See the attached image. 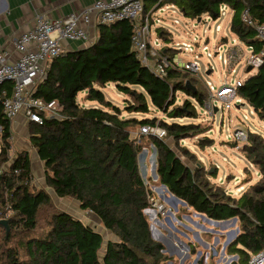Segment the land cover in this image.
I'll return each mask as SVG.
<instances>
[{
  "label": "trees",
  "instance_id": "trees-1",
  "mask_svg": "<svg viewBox=\"0 0 264 264\" xmlns=\"http://www.w3.org/2000/svg\"><path fill=\"white\" fill-rule=\"evenodd\" d=\"M164 4L175 5L189 18L207 15L213 20L220 17L221 5L227 4L234 10L231 30L247 45L263 47L241 14L248 7L252 17L264 24V0H163L160 5ZM149 9L144 7L143 19ZM98 28V38L92 44L66 50L48 62L46 76L34 94L57 100L60 112L57 117L44 116L41 124L30 122V142L45 162L47 185L58 197L75 199L81 209L91 210L115 239L104 247L101 232L63 210H53L47 226L41 228V211L52 208V199L46 189L33 188L29 154L24 151L9 156L11 121L0 103L4 126L0 211H12L9 231L0 224V264H162L171 259L164 253L163 243L151 235L145 209L151 206L152 192L141 175L142 145L132 136V129L159 125L174 144L204 133L200 124L178 120L197 118L190 98L204 105L207 94L198 86V75L188 70L170 66L165 76H158L144 65L132 47L129 21L103 23ZM165 32L162 28V36ZM164 49L168 53V48ZM169 56L173 60L174 55ZM188 80L196 90L187 87ZM110 83L130 96L124 109L103 92ZM81 91H87V99L98 106L80 104L77 97ZM179 91L186 95L182 104H177ZM238 93L264 119V64L244 81ZM151 108L173 121L122 115L124 110L148 114ZM148 138L157 150L160 183L195 212L217 221L236 217L240 232L228 252L239 256L237 264H250L251 256L264 250V138L250 134L244 146L260 177L238 197L213 183L210 178L215 173L203 165H188L163 138ZM205 140H200L201 146ZM182 150L190 160L194 158L188 149Z\"/></svg>",
  "mask_w": 264,
  "mask_h": 264
},
{
  "label": "rangeland",
  "instance_id": "rangeland-1",
  "mask_svg": "<svg viewBox=\"0 0 264 264\" xmlns=\"http://www.w3.org/2000/svg\"><path fill=\"white\" fill-rule=\"evenodd\" d=\"M157 16L161 17L160 21L155 18V25H152L153 38L162 36L161 27L167 30L163 35V45L168 48V53L181 62L197 60L200 65V74L197 76L198 86L207 94L206 103L201 105L195 99L190 98L196 105L198 111L197 118H180L181 122H195L201 125L206 131L197 136L185 138L178 144H174L172 138L164 137L168 144L172 145L178 155L191 167L197 164L203 165L207 171L215 173L211 181L223 186L228 193L236 197L240 196L248 187L256 182L260 177L259 169L253 165L247 158L244 146L248 141L250 134H257L264 138V119L260 118L254 108L240 96L241 105L233 102L229 109L221 101H217L215 107L209 104L210 89L208 82L215 85H221L227 78L229 81H235L240 78L246 80L256 73V70L243 69V63L250 51L248 45L242 42L239 37L231 30L232 15L219 17L213 20L207 15L197 18L186 17L178 8H167L160 11ZM178 20V23H176ZM217 25H221V30L217 31ZM159 26H161L159 28ZM225 42V43H224ZM183 43H190L193 52L185 51ZM223 43L220 53L226 58L227 51L232 44H241L245 55L237 65L235 72H230L228 65L218 55L209 57L207 52H214L218 44ZM207 45L208 50L203 51V46ZM111 87V88H110ZM102 88L106 97L113 101L120 108L124 109L130 96L120 93L112 86ZM87 91H81L78 94V102L83 105L87 99ZM186 95L179 91L177 93V104H182ZM90 101H86L88 105ZM97 103L98 102H93ZM122 115L137 118L157 117L158 119L172 122L171 118L165 116L162 112L151 108L150 113H129L122 111ZM30 124H23L24 129H15L12 125V137L9 139L10 149L9 156L15 157L20 152L26 151L29 154L32 168V186L33 188L46 189L52 199V208L44 207L41 211L39 222L42 229L47 226L50 213L53 210H63L73 216L81 219L86 224L91 225L97 231L101 232L104 237V247L110 239H115L112 232L104 227L100 219L91 211L83 210L77 200L65 197H58L54 190L46 183L45 162L42 161L37 150L30 142ZM142 127V126H141ZM141 127L132 129V136L138 138L141 142L142 151L139 154V167L141 175L152 192L150 196L151 206L149 211L153 210L155 216L151 217L150 213H145L150 224H153V231L156 240L163 243L167 251L165 254L171 257L162 264H234L239 261V256L228 252V241H233L235 235L240 232L239 221L234 223L230 220L226 223H215L212 218L195 212L187 205L175 200L172 195L164 191L159 177L157 175V150L152 141L148 138L149 134H143ZM243 130L245 137L238 139L234 136L236 130ZM206 139L204 145H200V140ZM3 146L0 140V152ZM188 149L193 155L189 159L182 149ZM6 166V165H2ZM189 211L191 215L183 218L181 221L187 227H179L178 214L183 211ZM196 213V214H195ZM12 215V211H0V219ZM205 217H204V216ZM209 219V220H208ZM212 220V221H210ZM219 221V220H218ZM179 227V229H178ZM188 228V229H187ZM239 229V232H237ZM0 235L2 236L1 232ZM155 239V238H154ZM103 251V249H102Z\"/></svg>",
  "mask_w": 264,
  "mask_h": 264
},
{
  "label": "built area",
  "instance_id": "built-area-1",
  "mask_svg": "<svg viewBox=\"0 0 264 264\" xmlns=\"http://www.w3.org/2000/svg\"><path fill=\"white\" fill-rule=\"evenodd\" d=\"M163 0L158 1V7ZM173 7L175 5H172ZM145 0H95V2L78 11L71 12L62 19H50L38 17L33 29L23 33L14 41V48L18 55L13 57L10 48L0 44V103L3 114L12 123L23 116L29 123H43L44 116H59L60 107L58 101L47 100L35 96L34 92L40 81L46 76L48 62L60 56L65 49V42L90 41L88 27L94 24L111 23L117 21H129L133 28L132 47L137 57L154 74L165 76L170 66L185 69L195 75L200 74V65L197 60L181 62L175 57L171 60L163 45V37L160 35L153 38L152 22L150 18L143 19ZM220 17L234 14V10L227 4L221 5ZM242 21L255 29V37L262 44V48L248 45L250 51L243 63V69L257 70L264 64V24L256 21L246 7L241 14ZM178 23V20H176ZM217 31L221 25H217ZM225 43V42H224ZM185 51L193 52L190 43H183ZM223 43L216 46L215 51L207 52L209 57L216 56L223 59L228 65L230 72H235L241 63L245 52L241 44H232L226 58L220 53ZM208 46H203L207 51ZM245 80L240 78L229 81L227 78L221 85L208 82L210 89L209 104L216 106L221 101L227 108H231L233 102L241 105L239 87ZM4 126L0 122V140L3 141ZM143 134L154 135L159 138L167 136V131L159 126L144 125L141 127ZM234 136L238 139L245 137L243 130H236ZM13 138L12 135L9 139ZM18 173V170H16ZM150 209V208H149ZM157 214V212H156ZM205 217V216H204ZM217 223V222H216ZM250 264H264V250L251 256Z\"/></svg>",
  "mask_w": 264,
  "mask_h": 264
},
{
  "label": "crops",
  "instance_id": "crops-1",
  "mask_svg": "<svg viewBox=\"0 0 264 264\" xmlns=\"http://www.w3.org/2000/svg\"><path fill=\"white\" fill-rule=\"evenodd\" d=\"M94 2L95 0H0V44L10 48L13 53V57H15L18 55L13 44L15 39L21 36L23 33L33 29L36 25V20L38 17L41 16L50 19H62L67 17L71 12L82 10L92 5ZM157 4L158 2H156V0H145V7L150 8L146 17L150 18V21L153 25H155V18L157 21L161 20V17L157 16L160 11H163L169 7L177 8L176 6L173 7L171 4L159 8ZM99 25L100 24H94L88 27L90 41L87 43H83L81 41H68L64 43L65 49L74 50L92 44L98 38ZM160 27L161 26H159V28ZM110 86H112L114 89L116 88L114 83H110L106 87ZM86 101H90L89 104L92 103V105H88ZM86 101L83 103L84 106H98L96 105L97 103H93L95 101ZM25 123L29 124V122L23 116H20L14 121V123H12V125L18 130L24 129L22 125ZM161 186L164 191L166 190L167 196L172 195L166 186L163 184H161ZM189 215H191V213L188 210L183 211L182 214H178V220L176 221L177 224L180 221V228H182V226L187 227V225H184L185 223H182L181 221L183 218H188ZM230 220L218 221L217 223L227 224Z\"/></svg>",
  "mask_w": 264,
  "mask_h": 264
},
{
  "label": "water",
  "instance_id": "water-1",
  "mask_svg": "<svg viewBox=\"0 0 264 264\" xmlns=\"http://www.w3.org/2000/svg\"><path fill=\"white\" fill-rule=\"evenodd\" d=\"M197 19H198V21H200V20L202 19V17H198ZM248 70H251V69L249 68ZM187 87H188V88H193L194 90H196V88H195L194 86L191 85V83H190L189 80L187 81ZM215 111H216V112L218 111V107H215ZM164 186H165V185H164ZM172 197H173L175 200H177V201H179V202H181V203H183V204H186L185 201L181 200V199H180L179 197H177L176 195L172 194ZM148 211H149V209L146 208V209H145V213H148ZM203 216H204V215H203ZM208 220H209V219H208ZM228 220H230V219H228ZM232 220H234V222H236V221H237V218L234 217V218H232ZM210 221H212V220H210ZM223 221H224V220H223ZM225 221H226V220H225ZM215 222H218V221H215ZM0 224H1V225H4V226L7 228V231H9V229H10V227H9V219H7V218L0 219ZM150 231H151V235H152V237L155 238V239H157L156 236H155V234H154L152 224H150ZM237 232H239V229H237ZM236 236H237V235H235V238H236ZM231 242H232V241L229 240V241H228V244H230ZM167 250H168V248H164V249H163V251H167ZM234 264H236V263H234Z\"/></svg>",
  "mask_w": 264,
  "mask_h": 264
},
{
  "label": "bare ground",
  "instance_id": "bare-ground-1",
  "mask_svg": "<svg viewBox=\"0 0 264 264\" xmlns=\"http://www.w3.org/2000/svg\"><path fill=\"white\" fill-rule=\"evenodd\" d=\"M148 212L150 213V216H151V217H152V216H153V217L155 216V219L157 218L155 211L151 210V211H148Z\"/></svg>",
  "mask_w": 264,
  "mask_h": 264
}]
</instances>
